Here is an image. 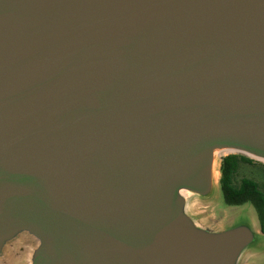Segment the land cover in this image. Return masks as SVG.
<instances>
[{"label": "water", "instance_id": "water-1", "mask_svg": "<svg viewBox=\"0 0 264 264\" xmlns=\"http://www.w3.org/2000/svg\"><path fill=\"white\" fill-rule=\"evenodd\" d=\"M233 154L264 162V0H0V264L249 262L191 211Z\"/></svg>", "mask_w": 264, "mask_h": 264}, {"label": "rangeland", "instance_id": "rangeland-1", "mask_svg": "<svg viewBox=\"0 0 264 264\" xmlns=\"http://www.w3.org/2000/svg\"><path fill=\"white\" fill-rule=\"evenodd\" d=\"M252 160L253 163H240L239 171L235 177V183L240 184L243 178H249L256 181L260 188L264 189V162L255 159ZM207 201L209 203L194 202L191 211L198 213L204 220L211 222L219 221L222 228L240 224H246L252 227L258 232L257 241L250 250L252 252L248 260L249 262L244 261L243 264H264V234L260 232L261 226L254 206L251 203L241 206L227 205L224 201L219 183L216 184L212 195ZM27 245L32 244L27 242L24 245L26 249H29ZM16 264L23 263L17 262Z\"/></svg>", "mask_w": 264, "mask_h": 264}, {"label": "trees", "instance_id": "trees-1", "mask_svg": "<svg viewBox=\"0 0 264 264\" xmlns=\"http://www.w3.org/2000/svg\"><path fill=\"white\" fill-rule=\"evenodd\" d=\"M253 163V160L242 155H229L223 158L220 186L224 201L229 206H241L251 203L258 214L261 230L264 232V189L249 178H243L240 184L235 183L240 163Z\"/></svg>", "mask_w": 264, "mask_h": 264}, {"label": "flooded vegetation", "instance_id": "flooded-vegetation-1", "mask_svg": "<svg viewBox=\"0 0 264 264\" xmlns=\"http://www.w3.org/2000/svg\"><path fill=\"white\" fill-rule=\"evenodd\" d=\"M261 226V225H260Z\"/></svg>", "mask_w": 264, "mask_h": 264}]
</instances>
